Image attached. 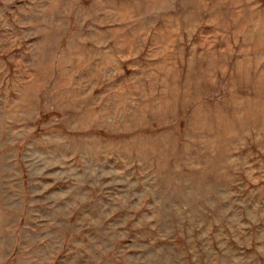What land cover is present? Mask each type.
I'll list each match as a JSON object with an SVG mask.
<instances>
[{
	"label": "rangeland",
	"instance_id": "rangeland-1",
	"mask_svg": "<svg viewBox=\"0 0 264 264\" xmlns=\"http://www.w3.org/2000/svg\"><path fill=\"white\" fill-rule=\"evenodd\" d=\"M0 264H264V0H0Z\"/></svg>",
	"mask_w": 264,
	"mask_h": 264
}]
</instances>
